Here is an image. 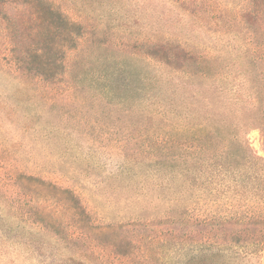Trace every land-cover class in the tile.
Returning <instances> with one entry per match:
<instances>
[{
  "label": "rangeland",
  "instance_id": "1",
  "mask_svg": "<svg viewBox=\"0 0 264 264\" xmlns=\"http://www.w3.org/2000/svg\"><path fill=\"white\" fill-rule=\"evenodd\" d=\"M52 1L87 33L80 51L73 55L82 64L75 63L74 68H94V57L107 51L142 72L154 68L149 56H156L154 60L171 57L173 62L165 68L169 72L196 68L185 62L186 50L205 56L206 62L199 67L226 69L233 63L224 61L219 67L220 59L214 61L213 56L224 54L231 60L226 53L230 52L235 57L241 51L235 34L249 59L255 56V42L234 25L230 0ZM24 2L0 0V264H74L79 260L85 264H188L209 251L235 252L243 264H264V196H142L129 201L126 196H110L107 187L126 157L143 148L137 129L145 126L161 132L158 111L153 120L151 116L137 119L107 108L86 89L73 88L60 95L58 86L28 77L25 65L16 59L39 47L42 30L29 22ZM220 8L226 20L219 26ZM155 44L165 49L152 48ZM206 46L210 48L205 50ZM69 79L60 85L64 90L71 84ZM250 82L255 86L256 78ZM44 95L52 103H45ZM17 101L19 115L30 120L25 133L3 113L2 106ZM167 119L164 123L169 125ZM255 120L244 139L264 160V123ZM46 121L64 133L61 142L65 144L66 139L67 149L60 161L41 147L38 131ZM19 173L75 196L55 202L54 196L45 201L43 196L23 194L11 182ZM207 180L206 175L203 181ZM58 205L78 208L84 225L98 224L108 232L100 242L92 241L87 230H79L72 221L73 209L62 210ZM46 212L52 217H45ZM58 217L64 229L54 227ZM74 232L77 239L69 237Z\"/></svg>",
  "mask_w": 264,
  "mask_h": 264
},
{
  "label": "trees",
  "instance_id": "2",
  "mask_svg": "<svg viewBox=\"0 0 264 264\" xmlns=\"http://www.w3.org/2000/svg\"><path fill=\"white\" fill-rule=\"evenodd\" d=\"M228 3L234 7V25L256 44L254 58L249 59L240 36L235 34L236 46L241 51L235 57L226 52L231 60H226L224 54L213 56L214 61L220 59L219 67L224 61L233 63L226 69L199 67L206 62L205 56L184 50L185 62L197 67L171 72L165 70L166 65L173 62L169 56L162 60L149 56L155 62L154 68L142 72L130 68L109 51L94 57V68H74L75 63L82 64L73 55L85 41L84 26L52 0H25L23 3L28 8L29 22L39 24L42 30L39 47L16 59L18 64L25 65L28 77L58 86L60 95L73 88L86 89L107 108L115 107L118 112L137 119L148 120L151 116L153 120L154 112L158 111L161 132L145 126L137 129L143 148L126 157L124 167L107 187L110 196H126V201L142 196H253L255 199L264 196V160L244 139L255 118L264 123V0H230ZM2 15L5 19V14ZM225 20L220 8L217 24L220 26ZM151 47L165 49L164 45ZM251 77L256 78L255 86L250 82ZM66 79L71 84L64 90L60 85ZM44 98L45 103H52L48 95ZM2 107L11 125L16 128L18 125L24 133L29 130L30 120L26 115H19V101ZM167 118L169 125L164 123ZM45 123L38 131L41 147L53 160L60 161L67 149L66 139L65 144L61 142L64 133L57 131L56 124ZM160 133L164 135L159 136ZM194 139L196 144L192 143ZM206 175L208 180L203 181ZM11 182L23 194L43 196L45 201L49 196H54L55 202L61 201L63 196H75L72 191L23 173L14 175ZM59 208L73 209L72 221L79 230H87L86 235L92 241L100 242L102 234L108 232L98 224L84 225L82 212L74 206ZM44 215L52 217L53 214ZM54 219V227L64 229L59 217ZM69 237L77 239L78 232ZM83 262L79 260L74 264L86 263ZM243 263V258L235 252L209 251L192 258L188 264Z\"/></svg>",
  "mask_w": 264,
  "mask_h": 264
}]
</instances>
